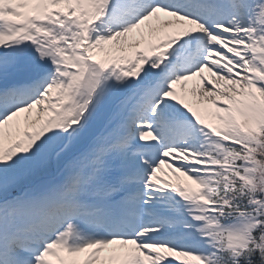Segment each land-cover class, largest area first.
<instances>
[{
    "label": "snow or ice",
    "instance_id": "6c2138e0",
    "mask_svg": "<svg viewBox=\"0 0 264 264\" xmlns=\"http://www.w3.org/2000/svg\"><path fill=\"white\" fill-rule=\"evenodd\" d=\"M0 264H264V0H0Z\"/></svg>",
    "mask_w": 264,
    "mask_h": 264
}]
</instances>
